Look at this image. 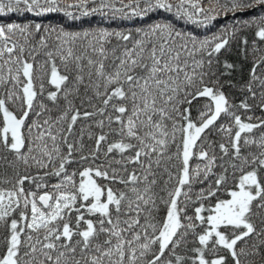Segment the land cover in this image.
<instances>
[{"label": "snow or ice", "instance_id": "6c2138e0", "mask_svg": "<svg viewBox=\"0 0 264 264\" xmlns=\"http://www.w3.org/2000/svg\"><path fill=\"white\" fill-rule=\"evenodd\" d=\"M160 12L0 20V264H264V0H0V18ZM229 14L204 38L176 25Z\"/></svg>", "mask_w": 264, "mask_h": 264}, {"label": "trees", "instance_id": "16d2710c", "mask_svg": "<svg viewBox=\"0 0 264 264\" xmlns=\"http://www.w3.org/2000/svg\"><path fill=\"white\" fill-rule=\"evenodd\" d=\"M252 14L254 13H248V14L238 13L237 16L240 17L241 19H247ZM162 19L171 20L172 17L170 16V14L160 12V13L152 14L144 19L133 18L131 20H121V19L112 20L107 17H101L99 14H96L92 16L81 17L79 20L72 21L71 19L65 17L62 13L49 14L46 17H34L29 14L24 17L12 15L9 17L0 18V20H5V21L15 20L17 22H22V23L34 22V23H42L44 25L51 24L52 26H56V27L63 26L69 31L94 29L98 26L107 28L109 30L135 31V29L138 27L145 26L149 23L158 22ZM233 23H236V21L233 19L231 14H229L228 16L222 15L218 17L215 21H213L211 24L207 25L206 27L185 23L184 21H176V25L178 29L183 30L185 32L193 33L200 38H204L205 36H211L213 33H218L225 25H231ZM227 57L229 59V62H235L237 64V71L231 77L232 86H229V84L225 83L224 91L229 95L231 99H233L238 103L243 98L240 93L239 87L236 86V82L239 81L241 78L240 68L241 67L244 68L243 75L246 78L247 68L249 65H247L244 62V57L240 52L239 48L237 47L236 40L232 41V47L228 51ZM194 114H195V109H194ZM257 115H259V112H257Z\"/></svg>", "mask_w": 264, "mask_h": 264}]
</instances>
